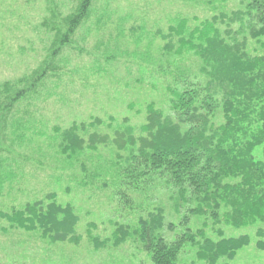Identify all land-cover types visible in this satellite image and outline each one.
Returning a JSON list of instances; mask_svg holds the SVG:
<instances>
[{
	"label": "rangeland",
	"instance_id": "1",
	"mask_svg": "<svg viewBox=\"0 0 264 264\" xmlns=\"http://www.w3.org/2000/svg\"><path fill=\"white\" fill-rule=\"evenodd\" d=\"M81 1L0 0V264H150L133 238L111 243L118 225L133 228L157 207L165 211L168 240L200 229L218 239L220 228L225 237H250L230 264H264L262 221L216 225L193 214L194 204L162 178L135 189L115 167L117 132L131 127L139 136L148 104L168 112L172 78L185 71L193 80L199 68L194 55L177 52L171 26L185 18L194 28L239 0H94L88 21L65 45L56 43ZM74 125L84 139L79 152L64 136ZM95 135L108 141L92 148ZM53 193L75 208L78 241L51 242L6 219ZM194 258L188 245L182 261Z\"/></svg>",
	"mask_w": 264,
	"mask_h": 264
},
{
	"label": "trees",
	"instance_id": "2",
	"mask_svg": "<svg viewBox=\"0 0 264 264\" xmlns=\"http://www.w3.org/2000/svg\"><path fill=\"white\" fill-rule=\"evenodd\" d=\"M93 1L82 0L63 21L65 32H58L56 43L65 45L88 21ZM171 31L178 38L177 52L194 55L199 68L192 72L193 80L185 71L172 78L166 87L168 112L148 104L139 136L131 127L117 132V176L135 189L162 178L178 190L184 204H194L193 214L211 218L216 225L264 223V149L262 158L255 154L264 145V0H239L237 8L218 11L194 28L182 18ZM78 129L74 125L64 135L77 152L84 141ZM90 140L96 148L108 137ZM176 207L179 210L180 204ZM5 215L14 229L38 232L51 242L78 241L80 218L54 193L47 202L36 201ZM165 226V211L157 207L133 228L118 225L111 244L119 247L133 238L150 264H187L182 256L188 245L195 251L190 264H230L250 242L248 235L225 237L220 228L218 239L200 229L168 240ZM258 234L264 236V227Z\"/></svg>",
	"mask_w": 264,
	"mask_h": 264
}]
</instances>
